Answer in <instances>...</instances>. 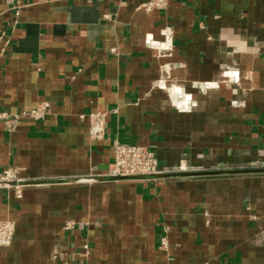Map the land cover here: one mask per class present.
<instances>
[{
  "label": "crops",
  "instance_id": "obj_1",
  "mask_svg": "<svg viewBox=\"0 0 264 264\" xmlns=\"http://www.w3.org/2000/svg\"><path fill=\"white\" fill-rule=\"evenodd\" d=\"M145 1L0 0V173L264 168V0ZM0 220V264H264V172L0 186Z\"/></svg>",
  "mask_w": 264,
  "mask_h": 264
},
{
  "label": "built area",
  "instance_id": "obj_2",
  "mask_svg": "<svg viewBox=\"0 0 264 264\" xmlns=\"http://www.w3.org/2000/svg\"><path fill=\"white\" fill-rule=\"evenodd\" d=\"M168 0H149L141 4L145 10L153 8L161 9L167 5ZM19 4L14 5V16H17L20 9ZM105 114L102 112H92L88 117V137L90 139H100L104 133ZM113 165L105 175L125 176V175H148L162 172L158 168L156 156L147 147L135 143H122L113 141ZM17 180L10 170L0 173V181ZM72 226L67 222L63 228ZM15 224L11 220H0V246H8L14 236ZM165 238H162L160 245L164 247ZM61 264H81L79 262L63 260Z\"/></svg>",
  "mask_w": 264,
  "mask_h": 264
},
{
  "label": "water",
  "instance_id": "obj_3",
  "mask_svg": "<svg viewBox=\"0 0 264 264\" xmlns=\"http://www.w3.org/2000/svg\"><path fill=\"white\" fill-rule=\"evenodd\" d=\"M251 172H264V168H238V169H209L201 171H178L176 169L165 170L162 172L148 174V175H125L113 176L103 175L97 177L79 176L69 179H47V180H9L0 181V186H15L25 184H39V183H56V182H73V181H90V180H138V179H161L169 177H186V176H202V175H215V174H239Z\"/></svg>",
  "mask_w": 264,
  "mask_h": 264
}]
</instances>
